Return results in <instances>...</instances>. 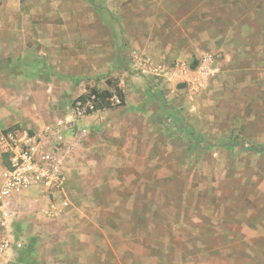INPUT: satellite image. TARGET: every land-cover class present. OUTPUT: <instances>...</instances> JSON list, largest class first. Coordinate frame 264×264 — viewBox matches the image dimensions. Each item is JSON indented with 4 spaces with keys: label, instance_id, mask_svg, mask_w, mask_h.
<instances>
[{
    "label": "rangeland",
    "instance_id": "1",
    "mask_svg": "<svg viewBox=\"0 0 264 264\" xmlns=\"http://www.w3.org/2000/svg\"><path fill=\"white\" fill-rule=\"evenodd\" d=\"M75 115L10 264H264V0H0V129Z\"/></svg>",
    "mask_w": 264,
    "mask_h": 264
},
{
    "label": "built area",
    "instance_id": "2",
    "mask_svg": "<svg viewBox=\"0 0 264 264\" xmlns=\"http://www.w3.org/2000/svg\"><path fill=\"white\" fill-rule=\"evenodd\" d=\"M210 61L211 55H205L204 66L209 67ZM76 126L75 115L46 123L32 132L0 130V153L8 160L0 186V264H10L23 247L12 229L16 211L10 206L11 197L30 189H38L44 197L64 191L68 164L86 132L76 130ZM47 213L60 214L54 201Z\"/></svg>",
    "mask_w": 264,
    "mask_h": 264
},
{
    "label": "crops",
    "instance_id": "3",
    "mask_svg": "<svg viewBox=\"0 0 264 264\" xmlns=\"http://www.w3.org/2000/svg\"><path fill=\"white\" fill-rule=\"evenodd\" d=\"M68 118H70V116H66L64 119H68ZM41 128H38V129H41ZM38 129H36V130H38ZM0 130H3V129H0ZM3 156L4 155H2L0 153V157L2 158V162H3ZM4 166L5 165H4V162H3V169H4ZM3 169H2L1 177H0V186L2 184ZM66 184H67V182H66ZM67 196H68V194H67V191H66V186H65V189H64L63 192L55 194L54 197H51V196L50 197H44L40 193V191L38 189H30V190H28L25 193H20V194L13 195L11 197V199H10V206H11L12 209H14L16 211V215H15V218H14V220L12 222V229H14V225H15L16 218H17V204H18V202L20 203L21 201H26V200L29 201L30 200L32 202L39 203V205L41 206L40 209L44 212V214L46 216V214L49 215L47 213V210L50 209L52 201L55 202L56 208L59 210L60 214H62L66 210V207L69 204V199H68ZM43 212H41V213H43ZM49 217H50V215H49ZM19 238L21 239V237H19ZM16 254H18V253H15V255Z\"/></svg>",
    "mask_w": 264,
    "mask_h": 264
},
{
    "label": "trees",
    "instance_id": "4",
    "mask_svg": "<svg viewBox=\"0 0 264 264\" xmlns=\"http://www.w3.org/2000/svg\"><path fill=\"white\" fill-rule=\"evenodd\" d=\"M191 136L196 149H200L202 147L211 145L210 141L204 139V137L201 134H198L196 132H191ZM241 148L243 150H250L253 153H264V145H250V146L243 145ZM3 162L4 165H8L7 156H3Z\"/></svg>",
    "mask_w": 264,
    "mask_h": 264
}]
</instances>
